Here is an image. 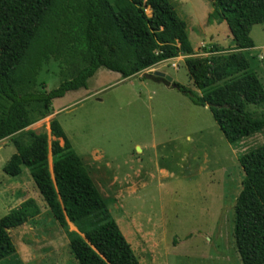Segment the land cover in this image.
Listing matches in <instances>:
<instances>
[{"label":"trees","instance_id":"obj_1","mask_svg":"<svg viewBox=\"0 0 264 264\" xmlns=\"http://www.w3.org/2000/svg\"><path fill=\"white\" fill-rule=\"evenodd\" d=\"M123 3L118 10L109 0H0V142L10 140L15 150L2 172L14 178L20 166L28 169L79 264L138 262L60 124L49 122L55 138L49 150L46 134L28 129L51 114L54 100L86 89L99 69L127 79L184 56L201 95L178 84L175 89L208 108L230 146L264 134V86L245 54L254 46L251 29L264 24V0H209L206 23H224L234 47L212 45L205 57L194 56L186 23L170 0ZM51 59L62 62L69 77L52 91H39L37 77ZM238 163L244 177L234 207L236 251L241 264H264V142L244 151ZM39 214L28 199L0 218V264H23L8 231Z\"/></svg>","mask_w":264,"mask_h":264},{"label":"rangeland","instance_id":"obj_2","mask_svg":"<svg viewBox=\"0 0 264 264\" xmlns=\"http://www.w3.org/2000/svg\"><path fill=\"white\" fill-rule=\"evenodd\" d=\"M109 1L118 10L124 8L123 0ZM170 1L186 23L194 56H207L212 45L234 47L224 23H206L209 0ZM145 14L152 18L149 10ZM250 38L254 46L245 54L264 86V24L254 26ZM181 59L127 79L99 69L86 89L54 100L51 114L28 129L45 133L49 150L55 140L49 122L60 124L138 264H241L233 235L234 207L244 177L238 157L262 144L264 134L230 146L207 107L194 106L176 89L142 77L160 72L200 96ZM68 77L66 66L51 59L39 72L37 90L52 91ZM10 144L0 143L6 160L15 152ZM48 166L51 169L49 152ZM22 171L10 178L0 168V191L5 182L21 180L23 196L35 200L41 211L10 232L18 257L23 264H79L27 169ZM23 196L0 192V218L17 208Z\"/></svg>","mask_w":264,"mask_h":264},{"label":"crops","instance_id":"obj_3","mask_svg":"<svg viewBox=\"0 0 264 264\" xmlns=\"http://www.w3.org/2000/svg\"><path fill=\"white\" fill-rule=\"evenodd\" d=\"M147 10H149V9H147ZM150 11V10H149ZM151 12V11H150ZM151 15H152V12H151ZM152 17H153V15H152ZM212 25H214V24H212ZM212 25H210V26H212ZM180 57V56H179ZM186 57H184L183 56V59H181V62L183 61L184 62V59H185ZM177 59V58H176ZM174 60L175 59H173V60H170V61H173L174 62ZM179 63V62H178ZM169 88V87H168ZM6 140H8V139H6ZM6 140H3V141H1L0 143H2V142H4V141H6ZM11 146H10V148L11 147H13L12 146V144H10ZM7 150H9V149H7ZM15 151V150H14ZM15 153V152H14ZM13 155V154H12ZM11 155V156H12ZM10 156V157H11ZM0 158H1V160H0V168L2 167H4V165L8 162V160L10 159H8V160H6L5 158H4V154L3 153H0ZM4 161H6L5 162V164L2 166V164L4 163ZM81 162H82V160H81ZM83 164V163H82ZM84 166V165H83ZM22 168H26L25 166H20V170H21V173H20V175L23 173V171H22ZM27 169V168H26ZM27 171H28V169H27ZM49 171H50V173H51V176H52V169H50L49 168ZM28 173H29V171H28ZM19 175V176H20ZM19 176H17V177H14V178H18ZM20 181L21 180H18V181H7V182H5L4 183V186H3V189H1V191L0 192H2L3 194H6V196L8 195V196H10V192H12V193H14V196L16 195H18V194H20L21 196H23V192H24V187H22V183H20ZM25 182L26 183H30L29 182V180H28V178H26L25 179ZM19 190H21V191H19ZM12 198H13V196H12ZM19 198H21V200H20V202L19 203H23V202H25L26 201V198L23 196V198L22 197H19ZM28 200V199H27ZM35 201V200H34ZM36 203V202H35ZM36 205H37V203H36ZM39 208V207H38ZM40 211V210H39ZM49 211V210H48ZM40 213H41V211H40ZM50 213V212H49ZM51 215V214H50ZM40 216V214L37 216V217H39ZM36 217V218H37ZM52 217V216H51ZM36 218H34V219H36ZM34 219H32V220H34ZM53 219V218H52ZM32 220H30V221H32ZM29 222V221H28ZM28 222L26 223V224H24V225H22V226H20V227H17V228H22L23 226H26L27 224H28ZM16 229V228H15ZM13 230V229H12ZM12 230H9L8 231V233H9V236H10V232H12Z\"/></svg>","mask_w":264,"mask_h":264},{"label":"water","instance_id":"obj_4","mask_svg":"<svg viewBox=\"0 0 264 264\" xmlns=\"http://www.w3.org/2000/svg\"><path fill=\"white\" fill-rule=\"evenodd\" d=\"M142 77L144 79H148V80H152V81H159V82L163 83L165 86L175 89V87L172 83V79L163 73H160V72L143 73ZM51 169H52V167H51ZM68 224L70 225L71 228L73 227L70 223H68ZM73 229H74V231H76L74 227H73Z\"/></svg>","mask_w":264,"mask_h":264},{"label":"built area","instance_id":"obj_5","mask_svg":"<svg viewBox=\"0 0 264 264\" xmlns=\"http://www.w3.org/2000/svg\"><path fill=\"white\" fill-rule=\"evenodd\" d=\"M174 66V65H173Z\"/></svg>","mask_w":264,"mask_h":264}]
</instances>
